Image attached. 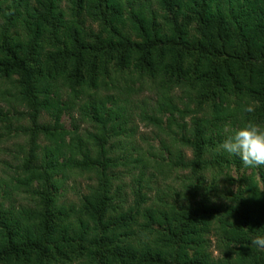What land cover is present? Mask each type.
Wrapping results in <instances>:
<instances>
[{"label":"trees","instance_id":"obj_1","mask_svg":"<svg viewBox=\"0 0 264 264\" xmlns=\"http://www.w3.org/2000/svg\"><path fill=\"white\" fill-rule=\"evenodd\" d=\"M143 76L159 88L156 113L188 135L191 158L176 153L172 164L189 171L190 186L175 205L144 208L138 190L123 206L111 190L110 139L126 132V107L98 92L125 95L133 90L121 80ZM0 95V138H26L16 182L35 199L20 211L0 202V264H264L250 243L264 235V166L245 167L212 145L224 124L264 125V0H0ZM85 95L83 117L91 107L94 126L81 139L60 118ZM142 120L161 125L152 114ZM207 154L241 172L234 204L195 201L207 191L198 181ZM76 170L95 177L78 208L56 193Z\"/></svg>","mask_w":264,"mask_h":264},{"label":"rangeland","instance_id":"obj_2","mask_svg":"<svg viewBox=\"0 0 264 264\" xmlns=\"http://www.w3.org/2000/svg\"><path fill=\"white\" fill-rule=\"evenodd\" d=\"M65 6V2H62ZM121 84L128 85L133 90L125 92V95L114 90H102L98 95L114 94L118 98L117 106L126 107V123L122 125L126 132L113 136L110 139L112 143L111 151L114 157V165L109 169V177L111 178L112 192L122 202L123 206H132L134 203V194L140 190V196H144L143 207L153 206H169L172 204L182 203L185 195L188 196V188L190 185V174L188 170L175 167L172 160L176 153L180 157L191 158L190 148L185 144L188 139L187 132L183 127L168 126L169 113L158 115L157 99L159 88L156 80L149 76L133 77L126 82L121 80ZM173 101L178 104L180 109L183 105L178 98H182V93L178 88L170 91ZM2 99V95H0ZM92 100L88 96H80L76 99L70 114L63 113L60 118V126L68 131L80 135L81 139H85L87 132H93L91 127L94 126L90 121L94 110L87 108L86 116L82 108L89 105ZM3 104L0 102V107ZM111 107L107 104V108ZM191 104L189 111L194 110ZM142 114L157 116L161 125L158 129L150 124V122L142 120ZM45 121H52L51 117L45 115ZM177 119V118H176ZM120 119L119 118V122ZM180 120V119H177ZM186 128L188 129L189 118L184 119ZM184 125L179 121V125ZM226 135L220 139H213L214 149H219L220 143L233 130L223 125ZM1 132V131H0ZM69 138L67 137L66 140ZM26 138L22 135L14 136V133L2 135L0 138V202L5 208H13L16 211L21 209L32 208L35 199L24 193L16 182L17 171L15 160L22 157L23 149H18V145L24 146ZM41 140V139H40ZM41 141H39V144ZM47 144V143H45ZM42 146V145H41ZM221 154L219 150H215ZM229 155V154H228ZM208 164L206 169L199 174L198 181L207 191L198 190L195 201H210L215 204L224 203L226 205L234 204L232 202V194H235L238 188L236 180L241 172L236 173L235 168L231 165L227 166L225 161L214 158V154L205 156ZM19 172V171H18ZM246 176L254 177L251 171L245 172ZM95 182L94 174L82 173L78 170L68 174L66 180L56 191L58 200L64 206L79 207L80 198L87 193V187ZM140 200V198H139ZM115 204H117L115 202ZM142 233L138 232L136 239L146 240L148 237H142ZM148 235V232H147ZM208 251L213 257H218L217 244L218 238L214 233L209 235ZM71 264H79L74 261Z\"/></svg>","mask_w":264,"mask_h":264},{"label":"clouds","instance_id":"obj_3","mask_svg":"<svg viewBox=\"0 0 264 264\" xmlns=\"http://www.w3.org/2000/svg\"><path fill=\"white\" fill-rule=\"evenodd\" d=\"M242 110L245 113H252L254 108L246 105ZM219 149L238 158L245 167L264 166V125L252 120L244 122L225 137ZM250 243L264 250V235L251 238Z\"/></svg>","mask_w":264,"mask_h":264}]
</instances>
